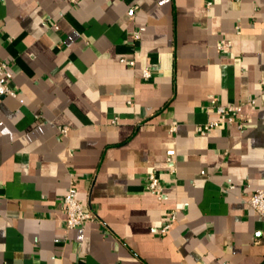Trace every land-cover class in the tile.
Returning <instances> with one entry per match:
<instances>
[{"label":"crops","instance_id":"crops-1","mask_svg":"<svg viewBox=\"0 0 264 264\" xmlns=\"http://www.w3.org/2000/svg\"><path fill=\"white\" fill-rule=\"evenodd\" d=\"M0 61V264H264V0H0Z\"/></svg>","mask_w":264,"mask_h":264},{"label":"built area","instance_id":"built-area-1","mask_svg":"<svg viewBox=\"0 0 264 264\" xmlns=\"http://www.w3.org/2000/svg\"><path fill=\"white\" fill-rule=\"evenodd\" d=\"M76 1L77 0H72L73 3H75ZM134 38L139 39L140 34L134 33ZM230 46L231 44L229 42H227L226 40H222L218 45V48L220 50H226ZM131 64L133 65L134 62H131ZM143 76L146 79L150 78L152 76L151 71L145 68L143 70ZM11 78L12 72L10 70V65L5 61H0V98L6 96H17V93L9 86V81L11 80ZM212 105L216 108L218 115L223 121H226L228 123L238 122L240 124V127L242 126L243 116L241 105H217L215 99L212 101ZM216 126H218L217 122H209L199 126L198 131L201 134H205ZM67 130V128H63L62 132L66 134ZM149 181V188L160 194L159 182L157 177L152 174L149 176ZM76 194V188L72 186L68 193L62 199L65 213L67 215L66 225L69 228H75L89 220H94L95 218L92 212L84 210L83 204L77 198ZM249 204L260 216L264 218V188L255 191V193L249 199ZM175 218L176 215L172 214L171 220L161 228L160 232L162 235H166L169 228L175 221Z\"/></svg>","mask_w":264,"mask_h":264}]
</instances>
